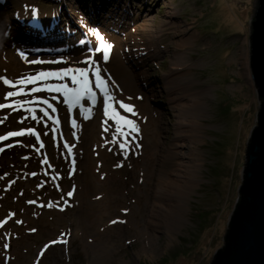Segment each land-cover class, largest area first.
I'll list each match as a JSON object with an SVG mask.
<instances>
[{
	"label": "rangeland",
	"instance_id": "1",
	"mask_svg": "<svg viewBox=\"0 0 264 264\" xmlns=\"http://www.w3.org/2000/svg\"><path fill=\"white\" fill-rule=\"evenodd\" d=\"M257 5L258 0H0V60L11 67L7 78L16 85L0 84V104L12 105L0 109V136L25 132L0 140V264L210 263L216 246L224 243L260 103L248 67ZM14 10L61 23L75 13L81 27L101 21L93 29L104 30L117 50L115 65L131 80L132 89L125 86L130 93L121 91L122 82L107 66L113 54L108 50L109 60L102 63L105 49H97L91 58L105 80L111 76V109L105 114V98L91 71L96 99L85 93L69 103L55 88L72 87L71 76L79 73L63 78L38 73L88 67L80 63L88 51L71 44L63 54H37L32 48L19 55L16 46L32 43L11 23ZM87 25L90 31L93 25ZM11 55L22 59L21 65L9 62ZM28 76L36 79L28 83ZM19 79L26 83L18 84ZM182 84H188L184 92L198 94L196 139L178 123L184 92L174 86ZM8 91L20 94L5 100ZM175 95L178 102L170 99ZM118 102L134 106L138 116L125 113ZM113 111L139 127L126 155L120 144L132 136L123 121L117 125ZM169 153L178 154L184 166L193 163L196 173L178 203L174 230L150 212L161 173L180 175L171 171Z\"/></svg>",
	"mask_w": 264,
	"mask_h": 264
},
{
	"label": "water",
	"instance_id": "2",
	"mask_svg": "<svg viewBox=\"0 0 264 264\" xmlns=\"http://www.w3.org/2000/svg\"><path fill=\"white\" fill-rule=\"evenodd\" d=\"M248 67L260 103L224 243L216 246L209 264H264V0H258L251 21Z\"/></svg>",
	"mask_w": 264,
	"mask_h": 264
},
{
	"label": "bare ground",
	"instance_id": "3",
	"mask_svg": "<svg viewBox=\"0 0 264 264\" xmlns=\"http://www.w3.org/2000/svg\"><path fill=\"white\" fill-rule=\"evenodd\" d=\"M111 3V2H110ZM12 14H14V11L11 12ZM68 14H70V12H68ZM13 16V15H12ZM32 14L30 12H28V14L23 13V15H19V16H14V20L13 22H18L21 19H25L26 17H31ZM81 17L79 15H76L75 13H73L72 16V21L73 22H81ZM35 21L38 22V26L37 28H42L43 27V31L46 32L48 30L47 27H45L48 23H50L51 21V17L45 14H39L37 17H35ZM97 23V20L95 21ZM36 23H34L35 25ZM98 24H101L98 23ZM2 23L0 22V30H2L1 26ZM139 26V25H138ZM46 28V29H44ZM85 28V27H83ZM78 30L79 33L82 32L81 29H75ZM6 33V32H5ZM5 33H3V35H5ZM47 34L53 35V36H60L63 35L65 33L64 30H61L59 32L57 31H51V32H46ZM91 33H93L94 37H97L98 41H99V48L100 49H104V47L102 46V38H103V44H108L111 41H109V37L105 36L104 37V30L98 31L95 29H91ZM3 38V36H2ZM109 52H111L113 54V56L111 57L109 64H107L108 67L111 68V70L113 71V73L115 74L116 78L119 79L121 85V91L125 90V86L127 89H132L131 87V80L128 79L127 74L125 72L124 69H118L119 65H115L116 63H118V60L115 59V55H117V50H114L113 48L109 49ZM87 56V55H86ZM92 57V56H91ZM18 57H14V56H9V62H14L16 64V66L21 65L22 63V59H17ZM6 62L3 61V59L0 60V77H7L10 73H11V67L5 65ZM174 64V63H173ZM121 66V65H120ZM23 67V65H22ZM122 67V66H121ZM6 70V71H5ZM0 83L3 84V81L0 80ZM172 83H170L169 85H171ZM188 86V84H182V86L175 85L174 86V90H179L182 91V93L186 90L185 88H183ZM173 90V91H174ZM127 93V90H125ZM1 93V90H0ZM184 98L182 100H179L178 96H172L170 99L172 101H177L178 104V123L180 122L181 124L184 123L186 124V128L188 129V133L187 136L190 137L191 139H196L198 136V132L196 131L197 126L199 125V123H197V114L200 111V107H199V100H198V94L196 93V91H190V92H184L183 93ZM130 96V95H127ZM179 126V125H178ZM169 160H170V169L172 172H176V170L181 174L185 175L184 179L181 180L180 179V175L176 176V174H172L169 173L167 171H163L161 173V181L158 182V186L155 188V195H154V200L152 203V208L150 209L151 214H155L158 215L162 218L163 220V225L165 227V229L167 230H174L176 229V227L179 224V218H180V208H179V204L181 203V200L183 199L184 195L186 194V191L189 187L193 186L195 181H196V173L195 170H192L194 164L191 163L190 165H185L182 164L181 162L179 163L177 161L178 154H173V153H169ZM166 156V158L168 157ZM172 160V161H171ZM175 160V162H174ZM173 166V167H172ZM184 167L181 168V170L177 169L178 167ZM155 203H159V205H156Z\"/></svg>",
	"mask_w": 264,
	"mask_h": 264
},
{
	"label": "snow or ice",
	"instance_id": "4",
	"mask_svg": "<svg viewBox=\"0 0 264 264\" xmlns=\"http://www.w3.org/2000/svg\"><path fill=\"white\" fill-rule=\"evenodd\" d=\"M102 46L104 47V52L102 54V63H106L109 60V52L108 50L112 48V45L110 43L108 44H103V38H102ZM24 54L21 53V56H23ZM92 54H89L88 56L85 57V60L81 61L80 63H85L88 65V67L85 68H72V67H68L66 69H61L59 71H48V72H40L38 73V77H44V76H48V77H65L67 76L68 73H79V77L77 75H72L71 79H70V83L72 85V87H67V85H59L55 88L56 91H61L63 90L64 92V97L68 100L69 103L72 102H78L83 94L87 93L88 97L90 99L95 100V94L93 93L92 88L89 86V72L91 71L93 76H94V85L96 88L100 89L103 92L104 98H105V104L106 106L104 107V112L105 114L108 113L109 109H111V104H107L108 100H113L114 97L112 95H110V89L107 87V83L108 81H111V76L108 75L107 80H105L102 76H101V68L99 66V64L95 63L92 58H91ZM26 59V58H25ZM30 63H41V61L38 60H33L30 61ZM55 63H59V61H55ZM6 71V70H5ZM34 79H36L35 77L32 76H28L27 78V82L31 83ZM0 80L3 81L4 85H8L11 87H16L15 84H13L12 80L6 78V77H0ZM18 84L20 85H24L26 83L25 79H19L17 81ZM21 92L23 91V89L21 88L20 90ZM32 91L34 92H39L40 89L39 88H34ZM20 93H18L17 91H8L6 93L5 96V100H7L10 97H16L17 95H19ZM55 99V97H54ZM45 104L48 103V101H44ZM119 106L121 109H123V111L125 113H128L129 115L132 116H138V113L135 112L134 106L123 103V102H118ZM6 107H12V105L9 104H0V109L6 108ZM49 107H51V105H49ZM29 111H32L31 109H29ZM45 115H47V112L44 113ZM112 117L113 119L116 120L117 125L120 124L121 121H123V123L128 126L131 136H132V140L128 141L125 140L124 142H122L120 144V148L122 151L125 152V155L127 154V148L130 147L132 145V143H134L136 141V134L139 132V127L136 124V122L132 119H128L125 116H121L119 115V113L113 111L112 112ZM6 119V117L4 118ZM32 119L35 120L36 119V115L33 112L32 114ZM20 123H23V121H20ZM107 130V129H106ZM116 131L119 133L120 132V128L117 127ZM28 134L31 135L32 132L31 130L28 131ZM25 132L24 131H12L7 133L6 135L0 136V140H7L9 137H21L24 136ZM122 135H125L122 133ZM11 146V145H10ZM68 152H71V146H66ZM135 147L139 148L141 147V145H139L138 143H135ZM0 151H3V149H0ZM73 166L75 165V160H72ZM122 165H117V167H120ZM74 171V168H73ZM32 175H35V173H33ZM74 188L73 190L69 191L67 193V195L69 197H71L74 194ZM29 203H36L35 201H29ZM49 207H51L52 205L49 204ZM14 215V214H13ZM19 222V221H18ZM118 221H112V223H117ZM35 231V230H33ZM67 241H64V243H66ZM51 243H56V241H53ZM5 247H7V245H5ZM41 255H43V250L41 252Z\"/></svg>",
	"mask_w": 264,
	"mask_h": 264
}]
</instances>
